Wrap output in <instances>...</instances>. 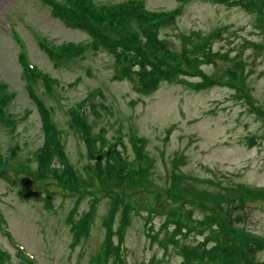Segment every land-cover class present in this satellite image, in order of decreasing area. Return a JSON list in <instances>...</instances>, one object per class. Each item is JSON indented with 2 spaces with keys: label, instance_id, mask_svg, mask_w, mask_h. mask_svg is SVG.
<instances>
[{
  "label": "rangeland",
  "instance_id": "obj_1",
  "mask_svg": "<svg viewBox=\"0 0 264 264\" xmlns=\"http://www.w3.org/2000/svg\"><path fill=\"white\" fill-rule=\"evenodd\" d=\"M54 1L0 0L2 264H90L107 218L119 252L101 264H205L183 254L208 257L223 245L225 260L264 264L256 242L264 240V0ZM130 1L141 6L129 10ZM127 14L164 43L151 55L145 49L168 73L155 85L142 86L134 61L122 63L125 52L111 48L118 26L104 22ZM74 16L87 28L67 24ZM68 44L77 54L66 61L48 51ZM88 94L99 115L83 103ZM72 109L88 115L87 134L70 124ZM46 110L56 134L48 138ZM47 139L58 145L41 164L36 153ZM22 163L39 199L18 195ZM173 174L195 190L242 185L259 195L232 212L236 231L213 235L211 204L174 185Z\"/></svg>",
  "mask_w": 264,
  "mask_h": 264
},
{
  "label": "trees",
  "instance_id": "obj_2",
  "mask_svg": "<svg viewBox=\"0 0 264 264\" xmlns=\"http://www.w3.org/2000/svg\"><path fill=\"white\" fill-rule=\"evenodd\" d=\"M65 1H67V0H65ZM58 2L59 1H54V9L57 11H58V8H56V7H57ZM135 3H137L138 6L139 5L141 6L140 1H130L129 4L131 6H129L130 7L129 10H131L132 8H135L134 7V6H136ZM126 16L127 17L124 18L123 23H121V22L112 23L111 21L104 22V24L110 23L111 27L118 26L115 29V35H114L115 39L109 40V42H111V48L120 47V48H122L121 51L125 52L127 57H123L121 59L122 63H129L131 60L134 61L135 65L137 67V69L134 70V74L136 75L137 79L139 80V82L142 86L148 85V84L155 85V83H156L155 80H156L157 76H159L161 74L167 75L168 73L163 70V67H162L163 65L160 62L156 63L153 58H150L147 55V53L145 52V49H148V54L151 55L158 48L163 47L164 43L161 44V41L158 40L154 34V28H152L148 23L141 21L138 17L130 16L129 14H127ZM168 16H170V15H166L163 20L167 21L166 17H168ZM130 18L138 21V23H139L138 29H135L136 22L134 20H130ZM84 22H85V18L83 16H74V20H70V22H68L67 24H69L73 27L80 26V27L87 28V26L84 25ZM129 22H131V27H130L131 33L128 29H125V32H120L119 29L123 26V24L125 26ZM154 25H156V23ZM88 32L93 38V35H92L93 32L91 31V28H89ZM127 36H129L130 38L125 39ZM96 42H98L102 45L104 41L99 42L96 40ZM139 42L144 43L147 47L146 48H138L137 44ZM70 45L71 44L56 47V49L48 50V51L55 52L57 54V57L65 58L64 61H66L67 59H69L66 57H71L72 55L77 54L76 50L75 51L68 50L67 46H70ZM79 48H80L79 53H81L82 47H79ZM192 63L193 62H190V65ZM117 64H118L117 69L119 68V70L122 71L118 61H117ZM26 73L28 74L29 78H31L33 80L36 78L34 76V72L26 71ZM45 80H47L49 82L53 81V80H48L47 77L45 78ZM32 86L33 85H31V87ZM48 88H50V86ZM31 95H32L33 99L36 98L33 94H31ZM0 98H2V97H0ZM4 100H5V98L1 99L2 103L4 102ZM45 114H46V116H45ZM70 114H71V118H70L71 123L70 124H72L73 126H77V129H78L77 131H83L84 134H87V131H89L91 128V126L87 122V120L85 118H82L81 114L79 112H76L73 109L71 110ZM44 118H45V120H47V128L49 129L48 131L45 130L47 133V135H46L47 138L49 137V135H48L49 131L51 132V134L53 136H55L56 134H55L54 129L51 127V123L49 121L50 118H49L47 110L44 113ZM48 141H49V139H47V141L44 143V146L39 150V153H36L41 164H43V162H45V159L50 157V154L53 150V147L55 145H58L57 140L52 139L51 144H48ZM113 152H114L113 150L112 151L110 150L109 153H107V152L105 153V156L113 157L114 153H115V152L114 153ZM17 166H19L18 170L21 172V174L31 176L30 172L27 170L26 165H24L22 163V164H17ZM67 172L68 173L70 172L73 176L79 178V176L74 171H67ZM63 174H64V172H63ZM179 178H182V177L179 176ZM171 180H173L174 185H178L179 183H183L184 185H182L179 188H183V190L192 191L193 194H195V196L198 198L199 201L206 203V204H211V206H207L211 209L210 225L212 222H215L218 225L216 230L211 228V232L213 235H217L218 233H220L221 236H223V237L226 236L227 233H229V231H236L235 228H232L230 226V222L232 221V219H231L232 212L234 211V209L238 208V206L241 205V202L243 201V199H246L247 197H251L254 195H259V192H247L245 190L246 187H244L242 185H239L238 187H235V186L234 187H226V189L224 187L223 189H225V191L221 192V191H210V190L203 189V188L200 190H195L194 187L190 183H188L182 179H178V177L175 174L171 175ZM229 190H231V191H229ZM146 191H145V194H146ZM263 192H261L260 196L264 195ZM176 195H177L176 193L172 194V197H175ZM222 202H225L226 206H223ZM86 219H87V215L83 218V221H82L83 227L85 225ZM107 220L108 221L105 223V226H106L108 232H107V235L105 236V239H104L105 242H103L100 249H98L95 252L97 254L94 256V254H95L94 253L91 256L90 264H101V259L105 260L107 257H109L111 255V251L119 252V248L113 246V243L111 240L112 231L110 228V219L107 218ZM83 227H82V231L84 229ZM83 233H84V231H83ZM256 242L258 245L259 243H264V240L260 239L259 241H256ZM225 247L226 246L223 245V246L211 248L210 249V256H208V257L205 255L206 252H198V251L195 252L194 250L191 251L190 249L187 250L186 253L183 254V256L186 258V260H189L193 256L199 257V259H201V260H203L205 258V264H226V263L227 264H239V262L247 260V257H245L243 255H238L233 259L227 258V260H225L223 257V254L218 253L219 250L222 251L225 249ZM4 255L5 254L3 252L0 253V264H2V261H3L2 259L4 258Z\"/></svg>",
  "mask_w": 264,
  "mask_h": 264
},
{
  "label": "water",
  "instance_id": "obj_3",
  "mask_svg": "<svg viewBox=\"0 0 264 264\" xmlns=\"http://www.w3.org/2000/svg\"><path fill=\"white\" fill-rule=\"evenodd\" d=\"M20 183L22 185V191H20L21 196L26 197V198L28 197L39 198L40 197L41 191L34 189V182L32 179H30L27 176H24L21 178Z\"/></svg>",
  "mask_w": 264,
  "mask_h": 264
}]
</instances>
